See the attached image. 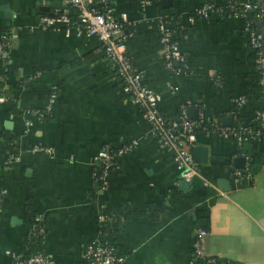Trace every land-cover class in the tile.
Masks as SVG:
<instances>
[{"label":"crops","instance_id":"crops-1","mask_svg":"<svg viewBox=\"0 0 264 264\" xmlns=\"http://www.w3.org/2000/svg\"><path fill=\"white\" fill-rule=\"evenodd\" d=\"M149 1L142 9L139 0H113L112 8L126 19L135 67L162 95L161 113L176 121L185 108L190 120L220 122L222 129L254 123L263 103L244 22L217 14L187 22L205 2L226 9L227 0ZM60 7L58 0H0V35L10 41V60L0 61V190L7 192L0 264H13L10 252H31L38 216L44 251L57 264H87L84 252L95 239L124 264H191L205 222V258L264 264V142L239 144L214 129L198 131L194 160V149H205L195 162L212 186L187 183L108 68L101 43L75 30L40 27L41 13ZM262 10L258 0L249 21L264 37ZM165 18L175 21L185 70L179 62L175 72L164 66L158 23ZM54 92L45 118L53 117L38 120L33 114ZM240 98L245 104L238 108ZM132 143L138 146L119 157L109 189L97 192L95 158Z\"/></svg>","mask_w":264,"mask_h":264},{"label":"built area","instance_id":"built-area-1","mask_svg":"<svg viewBox=\"0 0 264 264\" xmlns=\"http://www.w3.org/2000/svg\"><path fill=\"white\" fill-rule=\"evenodd\" d=\"M61 7L54 13H41L40 27L43 30H65L70 34L71 30L77 31V36L85 35L96 38L102 45L108 68L114 73L115 78L122 85L123 92L140 109L142 116L149 125L157 145L163 151L171 154L174 165L182 179L192 183L199 179L205 186H212V182L195 162L193 147L196 143L198 131H207V123L201 119L192 121L188 117V110L182 109L180 117L176 121L167 119L159 109L162 95L149 88L145 84V73L138 70L128 54L125 44L127 30L126 19L115 15L112 8L113 0H58ZM258 0H227L225 5L229 14L225 15L223 7H218L213 1H207L197 12L196 16L187 19L189 25H195L198 18H209L212 14L225 16L228 19L241 20L244 22V32L248 44L255 54V67L259 75L260 99L263 108L256 114L254 123L250 125L238 124L231 129L217 128L213 130L220 137L233 138L237 143L243 144L250 141L264 142V37L250 23L249 17ZM142 9L150 6L149 0H139ZM264 14V10H262ZM175 21L172 18L162 19L158 23L160 43L165 68L175 72V63H180V70L186 68V55L180 50V43L173 41L176 38V30L172 27ZM183 28V27H182ZM133 36V33L130 34ZM10 60V41L7 35H0V61L7 63ZM1 93V91H0ZM56 95L50 97L43 110L36 111L33 116L43 121L45 116L55 106ZM1 102V100H0ZM238 108L245 104L243 98L237 99ZM215 123V122H214ZM30 124V122H28ZM209 133V131H207ZM132 143L120 149H103L94 160L93 180H100L101 192L107 191L110 186V176L116 168L119 157L137 147ZM45 152L51 153L49 149ZM104 166L105 171L98 177L95 167ZM113 170V171H112ZM241 176V173H237ZM7 192L0 190V211ZM42 216L34 220L33 228L43 222ZM205 230H199L196 234L194 253L191 264L203 260V264H218L217 259L205 258L202 253V241L206 236ZM13 264H57L55 260L45 255H17L8 253ZM87 264H124L125 260L117 255L115 249L106 244L102 239L90 242L84 252Z\"/></svg>","mask_w":264,"mask_h":264},{"label":"trees","instance_id":"trees-1","mask_svg":"<svg viewBox=\"0 0 264 264\" xmlns=\"http://www.w3.org/2000/svg\"><path fill=\"white\" fill-rule=\"evenodd\" d=\"M222 10L225 12V15L226 14H229L228 10L227 9H223ZM173 41L177 42V38H172ZM53 117V116H51ZM51 117H46L45 119L47 120L48 118H51ZM44 119V120H45ZM236 125V124H235ZM223 128V125L220 123V122H217V124H215L214 122H208L207 123V129H217V128ZM251 142V141H250ZM248 142V143H250ZM247 144V143H246ZM116 164H118V161H116ZM114 170V169H113ZM112 170V171H113ZM96 174L98 175V177L100 175L103 174V172L105 171V167L104 166H97L95 167V170ZM96 185H97V192L100 191L101 187H102V183L100 180H97L96 181ZM108 224H105L103 226V229L102 231L105 233L107 230H108V227H107ZM115 226H117V223L114 224ZM203 229L205 230H208L209 229V226H208V223H203V226H202ZM30 250L31 252L28 254L29 256L30 255H45V251H44V234H45V228H44V220L42 223L36 225L33 229H32V232H30ZM27 256V255H26ZM218 260V259H217ZM205 263L203 260H200L198 262H195V264H203ZM218 264H231L230 262H226V261H221V260H218Z\"/></svg>","mask_w":264,"mask_h":264},{"label":"water","instance_id":"water-1","mask_svg":"<svg viewBox=\"0 0 264 264\" xmlns=\"http://www.w3.org/2000/svg\"><path fill=\"white\" fill-rule=\"evenodd\" d=\"M162 2H163L164 5H167V3L169 1L168 0H163ZM48 11L49 10H46V12H48ZM194 152H195V161H196V156L198 155L201 158V157H203V155L205 154L206 151L203 148L197 147V148L194 149ZM225 185H227V184H225ZM224 189L227 190V187L225 186Z\"/></svg>","mask_w":264,"mask_h":264}]
</instances>
